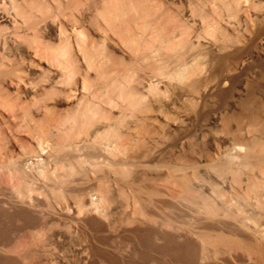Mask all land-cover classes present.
I'll return each instance as SVG.
<instances>
[{"label":"bare ground","instance_id":"bare-ground-1","mask_svg":"<svg viewBox=\"0 0 264 264\" xmlns=\"http://www.w3.org/2000/svg\"><path fill=\"white\" fill-rule=\"evenodd\" d=\"M124 46H128L133 55H129L128 62L121 65L127 55ZM117 50L125 55L116 58ZM93 64L102 67L103 81L98 88L101 96L103 93H115L124 97L128 109L134 112L137 108L150 107L151 104L142 106L144 100L138 99L149 87L152 89L149 99L157 104L159 111L164 112L157 114L163 121L159 122L157 117L148 120L134 113L136 120L126 122L124 127L126 133L135 127L138 130L132 138L129 137L134 144H130L132 150L123 156L116 150L121 149L117 141L123 136L120 123L113 121L100 104L87 105L81 113L69 117L72 119L70 131H66V125H60L61 132L56 134L57 137L54 135L57 140L50 145L56 146V152L54 146L51 148L54 156L48 152V160L45 156V159L41 158L42 161L47 160L45 165L38 163L40 153L34 157L37 162L31 161L30 151L33 149L27 145V139L23 140L22 131L36 140L37 146L53 138H50L49 131L50 137H47L50 139L45 140L47 130L34 118L33 111L41 108L38 102L63 88L72 90L78 67L88 68ZM254 66L259 69L255 72L258 76L245 79L246 75L254 72ZM154 77L161 78L160 81L165 79L166 88L170 91L169 97L166 96L168 100L163 101L160 91L154 88L159 84V81L152 82ZM45 84L54 92L47 90ZM97 92L94 97H98ZM29 95L38 99L33 111L27 109L25 113H18V104L14 100H22ZM214 95L234 99L231 105H236L237 111L230 117L235 121V132L228 128L223 136L211 134L199 155L191 158L186 148L189 143L184 138L193 115L196 117L203 113H189L187 108L195 109L199 101L204 102ZM263 101L264 0H0V264L59 261V256L52 261L57 250L53 252L51 249L61 243L60 237L58 245L54 240L66 234L62 230L67 225L59 227L61 230L51 227L50 231L47 230L45 236L55 243L54 246L50 244L51 249L46 244L49 243L47 239L38 237L42 236V226L41 230L46 225V228L55 225L57 220L70 224L69 221L77 219L86 222L84 225L89 224L95 231L94 237L97 238L98 234L102 239L103 231L109 228L107 232L114 231L111 229L114 213L119 210H124L120 220L131 225L126 238L131 235L134 243L141 246L137 249L134 244L129 248L132 247L131 250L145 262L155 252L160 255L158 264H197L199 260L213 263L218 254L245 249L254 251L256 260L264 264ZM23 126L26 128L22 129ZM123 139L119 143H127L129 147V141L125 139L123 143ZM210 143L219 147V157L211 158V162L206 159L208 164L204 165L201 159L205 160L206 155L212 157L209 151L207 153ZM237 148L246 149V152L237 154L234 150ZM37 149L36 153L39 152ZM26 154H29L30 161L24 157ZM165 154L169 160L164 159L168 162L158 163ZM51 159L55 161L54 168L50 164ZM47 163L53 169H49ZM151 179H157L153 182L156 186L151 185ZM160 180L163 185L159 183V186ZM217 180H221L222 186ZM207 182L210 187H207ZM44 192L54 195L56 202L45 203L44 197L51 196L43 195ZM67 193H73V197L65 196L70 195ZM94 193L99 196L97 201L92 198L85 201ZM142 194H147V199H140ZM152 195H168L167 199H158L179 211L174 209L175 214L172 210L175 215L166 212V217L153 207L151 209L154 210L149 211V205H155ZM64 196L70 201L74 199V204H77L74 207L78 206V209H74L66 198V202L62 201ZM130 196L134 199L131 198L132 213L125 212ZM188 209L194 213H188ZM154 211L162 219L150 214ZM187 215L192 217L191 220ZM77 220L75 225L72 221L67 227L75 228ZM124 226L122 228L128 230ZM192 226L200 230L192 231ZM122 228L120 232L124 230ZM71 231L67 234L75 233ZM88 232L86 236H89ZM191 233L197 234L201 247L191 241ZM114 235L110 233L112 240ZM22 237L28 238L24 240ZM123 237L126 240L125 234ZM94 239L91 240L94 242ZM74 245L75 242L72 248L77 250ZM98 249H94L96 251L92 254ZM87 251L89 249L83 248L85 255ZM104 257H99L105 261L102 264H118L119 259L115 262L108 254ZM237 261L239 263L240 258Z\"/></svg>","mask_w":264,"mask_h":264},{"label":"rangeland","instance_id":"rangeland-1","mask_svg":"<svg viewBox=\"0 0 264 264\" xmlns=\"http://www.w3.org/2000/svg\"><path fill=\"white\" fill-rule=\"evenodd\" d=\"M124 49V52L125 53H127V55H125V54H123L121 51H115V57L116 58H120V56H122V55H125V58H124V60H123V63H122V61H121V65H123L124 63H126V62H128V60H129V55L131 56V55H133L132 53V51L130 50V48L128 47V46H124L123 47ZM130 50V51H129ZM130 53H129V52ZM88 68H90V71H89V69ZM88 68H86V67H78V69L76 70V73H75V77H74V80H73V83H72V85H73V89H74V87H75V89L73 90H70L69 88H63V89H61V90H58V91H56L55 93H54V95H51V96H49L48 98H44V100H41V101H39L38 103L41 105V108L38 110V111H33V108H34V104L37 102L36 100H38V99H36V98H32V94L31 95H29L27 98H24V99H22V100H14L18 105H17V109H18V113H25L26 112V110L27 109H31L32 111H33V113L35 114L34 115V118L36 119V120H39L40 121V123H42L41 125L43 126V128H44V130L46 131V137H47V135H49L50 134V132H51V137H50V135L48 136V137H50V138H52L51 140H49L48 139V137L47 138H45V135H43L42 136V138L44 137L45 138V140L46 139H48L49 141H45L44 140V138H43V141L42 142H44L45 141V143H43V145L42 146H40V145H38V146H40L41 148H38V146H37V144H35L36 143V140L34 141V140H32V139H30L31 138V136L28 134V133H25V134H28V135H24L23 133V131H22V137H23V140H25V139H27V140H25L26 142H27V145L28 146H30V149H33L32 151H30L31 152V155H30V158H31V156H33V159H31V161H36L37 162V160H35V158L34 157H36V155H37V157H38V155H39V153H40V155L42 156H39L38 157V163H39V165H42V164H44L45 162H47V160L49 159L48 158V154L50 155V154H52L53 156H54V152H53V150H55V152H56V146H52L53 147V150L51 149L52 147L50 146L51 144H54L53 142H54V140L56 141L57 140V135L56 134H59L60 132H61V130H60V125L62 124L63 126H65L66 125V127H65V129H66V131H70L71 129H70V122H72V119H70L69 117L70 116H72V115H74V114H76V113H81V111H82V109L83 108H85V106L87 107V105L88 106H90V105H92V104H94V103H96V104H100L101 106H102V109L104 108H106L104 111L106 112V114L108 113L109 114V116L112 118V120L113 121H118L119 123H120V126H121V128H122V134H123V136L122 137H124V139L121 141V142H125L124 140L126 139V142L127 141H129L128 142V146L130 147H127V143L125 144L124 143V145H122V143L120 144L119 143V141L122 139V137H120L119 139H118V141H117V143H118V147H120L121 146V149L119 150V148L118 149H116L117 151H119L118 152V154L119 155H123L124 156V154H126L127 152H130L131 150H132V148H133V146L132 145H134L133 144V141L132 140H129V137L130 138H132V134H135L136 133V131L138 130V128L137 127H135L134 129H132L131 130V132L130 133H126V130H125V127H124V125H125V123L126 122H134L135 120H136V117L134 116L133 117V114L134 113H138L139 114V116H144V117H147L148 118V120L150 119V117H157V118H159L158 119V121L159 122H161V121H163L162 120V118L161 117H159L157 114L158 113H164V112H162V111H159L158 110V107H157V104H153L151 101H150V96H151V93H152V89H150L149 87H146L143 91H144V94H143V96H139L138 97V99L139 100H142L143 102H142V106H144V105H147V104H151L150 105V107L147 109V108H144L143 110L141 109V108H137L136 109V111H130L129 109H128V107H127V101L124 99V97H121V96H116L117 94H110V93H108V94H104L103 93V96H101L100 95V92H99V87L101 86V82L103 81V75H101L102 74V67H101V65H100V67H99V64H93L92 65V67L90 66V67H88ZM98 70H97V69ZM81 69V70H80ZM257 67H255L254 66V72H250V74L247 76H245V79L248 77L249 79H252V77L253 76H255V78L258 76V74H256L255 75V72L257 73ZM86 70V71H85ZM96 70H97V72H96ZM259 70V69H258ZM90 74V75H89ZM84 79V80H83ZM100 79V80H99ZM154 79V80H153ZM160 79L161 78H156V77H154V78H152V82H154V83H158V81H159V84L158 85H154L155 87L154 88H156L158 91H160V97L163 99V101H166V99L168 100V97H169V94H170V91L169 90H167V88H166V81H164L165 79H163V80H161L160 81ZM244 79V81H243V85H245L246 84V80ZM86 82V83H82V82ZM156 81V82H155ZM74 82H76V83H74ZM84 84V85H83ZM45 86V88H47V90H49L50 92H54V89L53 88H50L47 84H45L44 85ZM159 86V87H158ZM225 86H228V85H225ZM61 88V87H60ZM59 87L57 88V89H60ZM165 88V89H164ZM103 89V88H102ZM101 89V90H102ZM100 90V91H101ZM164 90V91H163ZM69 91V92H68ZM72 91V92H71ZM99 92V94H97V96L98 97H94L93 95L94 94H96V92ZM97 92V93H98ZM92 95V96H91ZM106 95V96H105ZM168 95V97H166ZM147 96V97H146ZM71 98V99H70ZM96 99V100H94V99ZM111 100L112 102L110 103V101L109 100ZM147 99V100H146ZM68 100H69V102H68ZM89 100H90V102H89ZM124 100V101H123ZM94 101V102H93ZM109 101V102H108ZM114 101H116V102H114ZM224 101V102H223ZM230 101V102H229ZM232 101V102H231ZM34 102V103H33ZM92 102V103H91ZM123 102H124V104H123ZM229 102V103H228ZM234 102V99H232V98H226V99H222V98H220L219 96H217V95H214V96H209L204 102H201V101H199L197 104H196V106H195V109L194 108H191V107H188L187 108V112H189V113H203V115H199V116H194L193 115V117H192V122H191V124L189 125V130H188V133H187V137H185L184 139H187V143H189L188 144V146L186 145V148L188 149V152H189V154H190V157L191 158H193L192 157V155H199V150L204 146L203 144L205 143V141H207L208 139H209V136L211 135V134H216V135H219V136H223L224 134H225V131H226V129H232L233 130V132H235L234 130L236 129V124H235V121L233 120V119H231V114L232 113H234V112H236L237 111V107H236V105H234V106H232L231 104ZM108 103V104H107ZM113 103V104H112ZM117 104V106H116V104ZM235 103H236V101H235ZM23 106H22V105ZM111 104H112V106H111ZM154 105V106H153ZM180 105V104H179ZM111 106V107H110ZM123 106V107H122ZM232 106V107H231ZM262 106L264 107V101L262 102ZM20 107V108H19ZM116 107V108H115ZM24 108V109H23ZM119 109H121V110H119ZM22 110H24V111H22ZM183 110H184V108H183ZM22 111V112H21ZM128 112V113H127ZM130 113H132V114H130ZM168 114H171L172 112H167ZM174 113V112H173ZM214 113H216V114H214ZM218 113V114H217ZM112 115V116H111ZM128 115V116H127ZM130 116H131V118H130ZM202 116V117H201ZM206 116V117H205ZM215 116V120L213 119V117ZM51 117V118H50ZM134 118V119H133ZM227 118V119H226ZM229 118V119H228ZM55 119V120H54ZM57 120V121H56ZM202 120V121H201ZM42 121V122H41ZM158 121H154V123H156L157 125L159 124V122ZM24 122L25 121H23L22 123L24 124ZM29 123H30V121H29ZM202 123V124H201ZM49 124V125H48ZM197 124V125H196ZM44 125H46V126H44ZM61 125V126H62ZM196 125V126H195ZM47 127V128H46ZM52 127V128H51ZM26 128V126H23L22 127V129H25ZM46 128V129H45ZM68 128V129H67ZM137 128V129H136ZM201 128V129H200ZM49 129V130H48ZM219 129H221V130H219ZM60 130V131H59ZM50 131V132H49ZM59 131V132H58ZM194 131V132H193ZM216 131V132H215ZM218 131V132H217ZM223 133H222V132ZM25 132H27V131H25ZM218 133V134H217ZM129 134V135H128ZM56 137H55V136ZM30 136V137H29ZM156 136H158V135H156ZM128 138V139H127ZM197 139V140H196ZM53 140V141H52ZM48 142V143H47ZM52 142V143H51ZM131 142V143H130ZM130 144H132V145H130ZM47 145H49V146H47ZM55 145H56V142H55ZM125 145H126V148H125ZM189 145H190V147H189ZM37 146V148H35ZM44 146V148H42ZM50 147V148H49ZM122 147H124V149L126 150V152H125V150L124 149H122ZM132 147V148H131ZM208 147V149H207V153H208V151L212 154V157H209L208 155H206V157L204 158L205 160H202L201 159V163L202 164H204V165H207L208 164V162H211L212 161V159L214 160V159H217L218 157H219V152H220V150H219V147L216 145V144H213V143H210V145L209 146H207ZM35 148V149H34ZM128 148V149H127ZM239 148V147H238ZM234 149L235 151H236V153L238 154V153H240V154H242V153H245L246 152V149ZM36 149H37V151H39V152H37L36 153ZM40 149V150H39ZM35 150V156L33 155V151ZM50 150V151H49ZM122 150H124V151H122ZM190 150V151H189ZM241 150V151H240ZM245 150V151H244ZM41 151V152H40ZM52 151V152H51ZM235 151H233V152H235ZM49 152V153H48ZM123 152V154H120V153H122ZM192 152V153H191ZM48 153V154H47ZM128 154V153H127ZM126 154V155H127ZM28 155V156H27ZM125 155V156H126ZM46 157V159L47 160H44L45 159V157ZM24 157H26V159H27V157H28V161H30V158H29V154H26ZM51 157V156H50ZM195 158H196V156H194ZM209 157V158H208ZM22 159H23V157H21ZM20 158V159H21ZM41 158H44L43 159V161L41 160ZM163 158V159H162ZM164 158H166V159H168V157H166V154H165V157H164V155L158 160V163H160L161 164V162H162V164H166L168 161L166 160V159H164ZM190 158V159H191ZM212 158V159H211ZM40 159V160H39ZM52 159H54V157L52 158ZM52 159H51V161H52ZM206 159H209V160H207L206 161ZM165 160V161H164ZM169 160V159H168ZM41 161V162H40ZM45 161V162H44ZM50 161V160H49ZM48 161V162H49ZM54 161V160H53ZM53 161L50 163L51 164V166L53 167V165L55 164V161H54V164H53ZM167 161V162H166ZM155 162H157V160L155 161ZM164 162H166V163H164ZM41 163V164H40ZM46 164V163H45ZM44 164V165H45ZM43 165V166H44ZM46 166H48V168L50 169H53L52 167H49L50 165L47 163V165ZM45 166V167H46ZM55 166V165H54ZM204 168V167H203ZM206 169H208V167L206 166L205 167ZM210 169V168H209ZM208 169V170H209ZM211 170V172L213 171L212 169H210ZM211 172H206V173H211ZM213 173H214V171H213ZM213 173H211V174H213ZM211 174H208V176L209 175H211ZM215 174V173H214ZM216 175V174H215ZM151 177L152 178H155V175L153 176V175H151ZM243 177H244V179H245V174L243 175ZM155 180V181H154ZM151 179V180H149V182L151 183V185H155L156 183H154L153 184V182H157V179ZM229 180V179H228ZM161 181L162 180H160L157 184H162L163 185V183H161ZM164 183H166L165 181H163ZM219 182V183H218ZM229 182H230V180H229ZM217 183L218 184H220L221 186H222V182H221V180L220 181H218L217 180ZM160 184H159V186H160ZM206 184H208V182L206 183ZM230 184V183H229ZM228 184V185H229ZM210 184H208L207 185V187H210L209 186ZM238 184H236V186L235 187H238L237 186ZM156 186V185H155ZM158 186V185H157ZM227 189H229L228 187H227ZM231 190V189H230ZM90 194L92 193V192H89ZM46 194V196H51L52 197V199H50L49 197H47L46 199H45V197H44V200H46V201H44L45 203H47V202H53V201H55L56 202V199H55V197H53L52 196V194L51 195H49L48 194V192H44V194L43 195H45ZM48 194V195H47ZM67 194H70V193H67ZM73 193H71L70 195H65V196H67V197H73V195H72ZM92 195V194H91ZM147 194H142V198H140V199H143V200H145V199H147L146 196ZM64 196V200H62V201H67L68 200V202H69V204H71V206H73L74 207V205H77V204H74V199L73 200H69V198H66ZM84 196H87L86 195V193L84 194ZM96 196H98L96 193H94V195H93V197L92 196H88L86 199H85V201H90L91 200V198H92V200L93 201H97V199H99V196L98 197H96ZM155 199H154V198ZM158 197L160 198V197H164V198H161V199H167V198H169V196L168 195H152V199H153V203L155 204V205H149V207L150 208H148L149 209V211H151V210H156V211H158L159 212V214L160 215H162L163 217L165 216H167L166 214L167 213H171L172 214V210H174L175 208H171V207H169L167 204L165 205V202H164V204L162 203L163 201H161V199H158ZM166 197V198H165ZM67 200H66V199ZM133 199V197H131L130 196V202H129V207L128 206H126L125 207V212H131L132 213V211H133V209L131 208V210H130V207L132 206V203H133V201H134V199H133V201H132V199ZM53 199H55V200H53ZM158 199V200H157ZM157 200V201H156ZM73 201V202H72ZM161 201V202H160ZM168 201V200H167ZM67 202V203H68ZM157 202V203H156ZM233 202H235V200L233 201ZM131 204V205H130ZM156 204H157V206H156ZM163 204V205H162ZM147 205V204H146ZM163 206V207H162ZM128 207V208H127ZM154 208V209H151V208ZM159 207H161V208H159ZM233 207H235V204L233 205ZM248 207V206H247ZM74 209H78V206H75L74 207ZM127 209H128V211H127ZM249 209V208H248ZM130 210V211H129ZM171 210V211H170ZM176 210V209H175ZM174 210V211H175ZM156 211H154V212H151L150 214L153 216V217H155L156 216V218L157 219H162V216L160 217V215L158 214V212H156ZM177 212L179 211V210H176ZM176 211H175V214H176ZM188 213H194V212H192V210H189L188 209ZM120 212H121V214H120ZM167 212V213H166ZM122 213L124 214V210H122V211H117V212H115L114 214V216H115V220H114V224H113V226L111 227V229L112 230H114V231H111L110 233H111V236L112 235H114L113 237L116 239L117 238V240L115 241V239L113 238V240L111 239L112 237L110 236V233L109 232H107V231H109V229H107V230H105V231H103L101 234H103V238L104 237H106V236H108L109 237V240H107L108 239V237H107V239L105 238V239H103L104 241L105 240H107V241H105L106 242V244L108 243V245H109V243L111 242V246L109 245H106L105 244V242L104 241H102L101 242V237L98 235V234H96L97 235V238L99 239V241H98V239L96 238V237H94L95 236V233H93V232H95V231H92L93 229L91 228V226H88V225H84L86 222H82V221H80V220H77V219H75V220H71V221H69V223L70 224H66V222L64 221V220H57V221H55V225H51L52 223H50V224H48V225H51V226H49V228H46L47 227V225L44 227V229H46V230H41L42 228H43V226H42V228L40 229V234L42 233V236L40 235V236H38L39 237V239H41V237L44 239H47L48 241H49V239H48V236L46 237L45 235H47V233H48V231H50L51 229H50V227L52 228V229H59V227H63L64 228V226L65 225H67V226H69V225H71L72 224V221H73V223L75 222L76 223V220H77V222L78 223H81V224H79L78 225V223L76 224V226H75V228L73 227V226H71V227H67V226H65V229H67L68 228V230H66L65 231V229H63L62 231H63V233H66V234H62L63 236H65V241H67V243L63 240V236H58V239H56V240H54L55 241V243L57 242V244L56 245H58V242H59V237L61 238L60 240H62L61 241V243H59V245L58 246H56V247H53L54 246V244H53V240H51V242L49 241V243H46L47 245H48V247H50V249H51V246H50V244L51 245H53L52 247V249H51V251L53 250V252H55V250H57V251H59L58 253H57V251H56V254H54L53 256H55L54 257V259L52 258V261H55V259H56V257L57 256H59V257H57V258H60V260L58 261L57 259H56V261L53 263V264H55V263H57V264H74V262L75 261H78L77 263L78 264H80L82 261L83 262H85V261H88V262H85V264H99L98 262H100L101 264L102 263H104L105 261L103 260L102 261V259L100 260V258L101 257H103V259H105V255H107L108 254V257H110V259H114L115 260V262H117V260L119 259L120 260V258H121V263L120 264H158V260H160V255L158 254V253H155V252H153V253H151L150 254V257L149 258H147V260H146V262L144 261V260H141V258L139 257V256H137L134 252H133V250H131L132 249V247H133V245L137 248V247H139V249H141V246H137V244L136 243H134L135 241H134V238L130 235V236H128V237H130V238H132V239H127L126 237H127V235H126V233L129 235L130 234V232H129V230L131 229L129 226H131V225H129L128 226V224H125V223H123L121 220H120V217L122 216ZM155 213H157L158 214V216H157V214L155 215ZM169 213V214H170ZM77 214H79V212H77ZM154 214V215H153ZM168 214V215H169ZM174 214V213H173ZM172 214V215H173ZM174 214V215H175ZM192 214H190L191 216H192ZM80 215V214H79ZM190 215H187V218H188V216H189V219L191 220V218L193 217H191ZM81 216V215H80ZM184 218V216L181 218V219H183ZM185 218H186V216H185ZM60 221H62V222H60ZM67 221V220H66ZM80 221V222H79ZM56 222H58V223H56ZM63 223V224H62ZM65 223V224H64ZM75 223H74V225H75ZM179 223H181V224H183L182 222H179ZM54 224V223H53ZM57 224V225H56ZM62 224V225H61ZM82 224H83V227H82ZM124 224H125V226H124ZM64 225V226H63ZM84 226H86V227H84ZM125 227V228H128V230H126V229H124V228H122V227ZM128 226V227H127ZM14 227V226H13ZM56 227V228H55ZM61 227V228H62ZM67 227V228H66ZM73 227V228H72ZM88 227H90L91 229L90 230H87V228ZM156 227V226H155ZM61 228L59 229V230H61ZM69 228H72V229H70L69 230ZM78 228V229H77ZM86 228V229H85ZM121 228L122 229H124V230H126V231H124V230H122L121 232H120V230H121ZM194 228V229H193ZM13 229H16V228H13ZM73 229H75V230H73ZM77 229V230H76ZM81 231H80V230ZM83 229V230H82ZM85 229V230H84ZM89 229V228H88ZM158 229V228H157ZM48 230V231H47ZM72 230V231H71ZM192 231H198V230H200V228H197L196 226H192V229H191ZM62 231H60V234L62 233ZM65 231V232H64ZM67 231L69 232V231H71L70 233H72V232H74L75 231V233H73V234H67ZM86 231V233H83V232H85ZM87 231H89L88 232V234H89V236L90 235H93V236H91V237H89V236H86L87 235ZM116 231V232H115ZM46 232V233H45ZM92 232V233H91ZM123 232V233H122ZM78 233H80V234H78ZM122 233V234H121ZM100 234V233H99ZM100 234V235H101ZM117 234V235H116ZM119 234V235H118ZM125 234V238H126V240L125 239H123L124 237H123V235ZM78 236V239H77V236ZM197 234H190V236H192V238H191V241L193 242V243H196L197 244V246L198 247H201L202 246V244H201V241H200V239L196 236ZM69 236H71V237H69ZM73 236H76V239H74L73 238ZM86 236V237H85ZM116 236V237H115ZM196 236V237H195ZM88 237V238H87ZM92 237H94V238H92ZM23 239L24 238H26V237H22ZM28 238V237H27ZM26 238V239H27ZM67 238H69L68 240H67ZM73 238V239H72ZM89 238H90V240L92 239H94V242L91 240H89ZM70 239H72L71 241L72 242H69L70 241ZM84 239H86V241L84 240ZM113 241V243H112V241ZM198 239V240H197ZM25 240V239H24ZM58 240V241H57ZM79 240V241H78ZM81 240H84L85 242H87V243H85V242H82ZM96 240H97V242H96ZM76 241H77V243H76ZM81 241V244L79 243ZM109 241V242H108ZM114 241H115V243H114ZM69 242V243H68ZM74 242H75V245H74V247L75 248H77V250H78V248H80L82 251H77L76 249L74 250L72 247H73V244H74ZM90 242H92L91 244H90ZM97 244H96V243ZM70 243L72 244L71 245V247H70ZM83 243H84V245H85V247L87 248V249H89V251H87L86 252V255H85V253L83 252V248L84 249H86L85 247H83ZM100 243V244H99ZM63 244H65L64 246H65V248H64V246L62 247V245ZM69 245V247H67L68 245ZM92 244H93V246L96 244V245H100L99 247H97L96 245L93 247L92 246ZM102 244H103V246H102ZM90 245H91V248H90ZM113 245H115L113 248H111ZM60 246V247H59ZM80 246V247H79ZM102 246V247H101ZM130 246H132L131 248H129ZM56 248V249H55ZM93 248V249H92ZM97 248H100V250L98 249V251L101 253H99L98 251L95 253V254H92V252L94 251H96L97 250ZM103 248V249H102ZM107 250L106 251V253L104 252L103 254H102V251L103 250H105V249ZM241 248V247H240ZM240 248H238L237 250H239ZM91 249L93 250L90 254L91 255H89V252L91 251ZM94 249H96V250H94ZM138 249V248H137ZM67 250H68V255H66V253H67ZM112 250L113 252H112V254L113 255H115V257H113V256H111L112 254H110V251ZM131 250V251H130ZM240 250H242V251H240ZM239 251H236V250H232L231 252H227L226 254H218V259L217 258H215V260H213L212 262L213 263H211V261L209 262V261H201V260H199L198 262H197V264H260L259 263V261H258V259L256 260V256H257V254L253 251V252H250V251H246L245 249H240ZM65 251H66V253H65ZM244 251V252H243ZM62 252H64L63 254L64 255H62ZM77 252H80L82 255H80V253H77ZM84 254H83V253ZM118 252V253H117ZM236 252V253H235ZM70 253H74L73 255L72 254H70ZM115 253V254H114ZM231 253L233 254V255H231ZM254 253V254H253ZM58 254V255H57ZM75 254H76V256H75ZM79 254V255H78ZM119 254V255H118ZM66 255V256H65ZM87 256V257H85V256ZM98 255V256H97ZM116 255H118L117 257H119V258H117L116 257ZM152 255V256H151ZM154 255H156V256H154ZM240 255V256H239ZM63 256V257H62ZM64 256L66 257L65 259H63L64 258ZM67 256H70V257H67ZM76 258H78V260H76V259H74V257ZM83 257V259L85 260H83L82 259V257ZM230 256V257H229ZM236 256V257H235ZM238 256V257H237ZM251 256H253V257H251ZM255 256V257H254ZM61 257H62V261H65V263L64 262H62L61 261ZM71 257H73V259L71 258ZM85 257V258H84ZM100 257V258H99ZM151 257H152V259H151ZM157 257H159V259H156ZM220 257V258H219ZM235 257V258H234ZM246 257V258H245ZM68 258H69V261H68ZM70 258H71V260L73 261V263H72V261L70 262ZM98 258V259H97ZM222 258V259H221ZM225 258H229V263H227L228 261H227V259H225ZM240 258V261H239V263H238V259ZM244 258V259H243ZM249 258V259H248ZM253 258V259H252ZM80 259V260H79ZM87 259V260H86ZM90 259V260H89ZM46 260V259H45ZM66 260H67V263H66ZM119 260H118V264H119ZM223 260V261H222ZM243 260V261H242ZM90 261V262H89ZM216 261H219V262H216ZM46 262L48 263V264H52V263H50L51 261L50 260H46ZM69 262V263H68ZM107 262V261H106ZM143 262V263H142ZM209 262V263H208ZM232 262V263H231ZM236 262V263H235ZM243 262V263H242ZM76 263V262H75ZM83 264V263H82ZM105 264H109V263H105ZM172 264H176V263H172Z\"/></svg>","mask_w":264,"mask_h":264}]
</instances>
